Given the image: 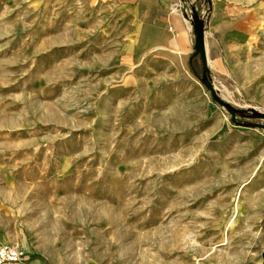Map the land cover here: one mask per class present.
Instances as JSON below:
<instances>
[{
  "label": "rangeland",
  "instance_id": "374dc122",
  "mask_svg": "<svg viewBox=\"0 0 264 264\" xmlns=\"http://www.w3.org/2000/svg\"><path fill=\"white\" fill-rule=\"evenodd\" d=\"M133 30L114 0H0V235L31 264H262L264 130L212 133L200 72L130 66Z\"/></svg>",
  "mask_w": 264,
  "mask_h": 264
},
{
  "label": "crops",
  "instance_id": "0c3cea01",
  "mask_svg": "<svg viewBox=\"0 0 264 264\" xmlns=\"http://www.w3.org/2000/svg\"><path fill=\"white\" fill-rule=\"evenodd\" d=\"M182 1L114 0L116 7L131 15L134 25L127 51L130 66L156 57L177 63L184 73L197 77L201 62L193 56V33L182 14L174 11ZM208 7L211 10L206 22L205 49L214 83L238 105L264 112V0H210ZM214 114L209 125L212 133L226 127L229 132L244 134L239 131L241 127L228 126L217 107ZM261 210L262 215L264 206ZM0 244L13 245L14 240L0 235ZM29 252L30 260L34 255Z\"/></svg>",
  "mask_w": 264,
  "mask_h": 264
},
{
  "label": "water",
  "instance_id": "95a60500",
  "mask_svg": "<svg viewBox=\"0 0 264 264\" xmlns=\"http://www.w3.org/2000/svg\"><path fill=\"white\" fill-rule=\"evenodd\" d=\"M187 1H182L181 3L184 18L190 23L193 30V56H198L201 62V76L198 77L200 83H202L209 91L213 101L230 116V121L233 125L237 127L260 128L264 130L263 124L251 122L253 120L264 121V112L253 107L241 106L234 103L229 97H227V95L220 91L214 83V79L207 66L205 49V33L207 31L206 22L211 10V8L208 7L210 0H204L205 6L200 13H198L196 6L197 0L191 2L190 9L186 7ZM262 259V264H264V251L262 253Z\"/></svg>",
  "mask_w": 264,
  "mask_h": 264
},
{
  "label": "built area",
  "instance_id": "2783aa9c",
  "mask_svg": "<svg viewBox=\"0 0 264 264\" xmlns=\"http://www.w3.org/2000/svg\"><path fill=\"white\" fill-rule=\"evenodd\" d=\"M193 0H188L186 2V7L190 9V4ZM179 11L183 18V7L180 2L177 6H175L174 11ZM189 31L193 33L192 27L190 23L184 18ZM31 254L28 250L21 248L17 245H0V264H19L25 263L29 260Z\"/></svg>",
  "mask_w": 264,
  "mask_h": 264
},
{
  "label": "flooded vegetation",
  "instance_id": "af4514ba",
  "mask_svg": "<svg viewBox=\"0 0 264 264\" xmlns=\"http://www.w3.org/2000/svg\"><path fill=\"white\" fill-rule=\"evenodd\" d=\"M196 6H197V9H198V13H200L204 9V6H205L204 0H197ZM198 74H199V72H198ZM200 74H201V70H200ZM238 120H240V119H238ZM240 121H242V120H240Z\"/></svg>",
  "mask_w": 264,
  "mask_h": 264
},
{
  "label": "bare ground",
  "instance_id": "6f19581e",
  "mask_svg": "<svg viewBox=\"0 0 264 264\" xmlns=\"http://www.w3.org/2000/svg\"><path fill=\"white\" fill-rule=\"evenodd\" d=\"M258 208V207H257ZM256 211H258V210H256Z\"/></svg>",
  "mask_w": 264,
  "mask_h": 264
}]
</instances>
